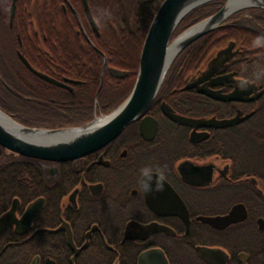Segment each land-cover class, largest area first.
<instances>
[{
    "label": "flooded vegetation",
    "instance_id": "flooded-vegetation-1",
    "mask_svg": "<svg viewBox=\"0 0 264 264\" xmlns=\"http://www.w3.org/2000/svg\"><path fill=\"white\" fill-rule=\"evenodd\" d=\"M164 1L39 0L42 59L37 66L27 61L64 87L29 69L19 48L17 58L36 80L25 75L19 80L24 95L18 94L0 66V108L27 119L20 124L28 128L47 130L82 127L110 114L108 101L124 96L128 72L109 68L93 39L106 36L110 25L139 36ZM220 26L264 38V10L240 11ZM69 48L82 51V69L72 63ZM88 49L103 59L96 91V80L76 76L93 71ZM239 51L232 41L190 68L175 62L180 54L149 112L83 157L54 162L6 150L0 264H264V152L255 162L252 146L264 77L238 68L233 60ZM9 56L0 46L8 72ZM108 75L113 82L104 88ZM237 118L232 126L208 124ZM238 204L247 211L244 221L222 230L202 221L225 216Z\"/></svg>",
    "mask_w": 264,
    "mask_h": 264
},
{
    "label": "water",
    "instance_id": "water-1",
    "mask_svg": "<svg viewBox=\"0 0 264 264\" xmlns=\"http://www.w3.org/2000/svg\"><path fill=\"white\" fill-rule=\"evenodd\" d=\"M17 1L13 0L11 7V24L15 19ZM215 1L225 2L219 12L173 40L176 30L190 13ZM247 9L264 10V0H165L145 38L134 88L119 107L106 116L95 118L88 125L60 130L28 128L0 109V146L16 155L54 162L74 160L103 148L129 124L149 112L173 62L186 48L218 28L232 15ZM176 44L178 48L173 52ZM21 59L39 77L64 87L36 72L26 58L21 56ZM239 121V118L223 122L211 120L208 124L227 127ZM39 207L38 203L32 210L37 211ZM246 217L245 206L238 204L225 216L202 218V221L222 230L244 221Z\"/></svg>",
    "mask_w": 264,
    "mask_h": 264
},
{
    "label": "trees",
    "instance_id": "trees-1",
    "mask_svg": "<svg viewBox=\"0 0 264 264\" xmlns=\"http://www.w3.org/2000/svg\"><path fill=\"white\" fill-rule=\"evenodd\" d=\"M12 3L13 0H3L2 2L0 1V46L5 51L6 49H8V52L10 53V56L7 58V62L9 61V59V62H11L9 65L10 72L5 71V64L2 63L5 62L6 59H0V66L4 69L2 76L3 79H6V81L12 80L14 84V91L18 94H23L21 88L22 83L19 80H22L25 75H29L30 79H33L32 81L36 79L33 75L30 74V72L26 71V67L19 61L15 52L19 48L22 49V52L24 53L30 64H32L33 66H37V64L42 59L40 41L42 40V35L44 34L42 27L43 22L39 8V0H18L16 4L14 27L13 29H10L9 16ZM224 3V1H215L197 8L185 18V20L176 30L177 33H175H182V31L184 32L189 29L188 27H191L215 15L217 12H219V10L222 9ZM152 21L146 24L144 30L139 34V36L127 37L124 33L114 32L116 28L113 25H110L108 27V31L110 32H108L106 36L104 35L102 36V38L94 37L93 39L96 47L105 54L109 68L114 67L120 69L121 71L128 72L126 75L127 77L122 80L126 83L125 92L123 94L124 96L122 98H119V100H109L108 102L110 104V109L108 112H112L117 107H119L128 98L133 90L139 71L142 48ZM75 25L76 29H78V22H75ZM233 28L234 27L231 28L225 26L216 28L215 30L208 33L204 37L191 44L188 48H186L175 62L181 60L188 62L187 68H190L191 64H193L192 62H197L198 60L199 62H201L207 55H209L211 51L226 46L228 43L231 44L232 41H234L236 42L240 50L233 60L238 68H240L242 72L245 75L247 74L248 76L250 68H252L253 72H255L254 76L256 78L264 77V73H261L264 72L263 36L259 33L249 30L248 32H244L243 34L241 31L245 29H237L233 31ZM18 35L21 36L23 42L22 47L19 44L17 38ZM48 38H51L50 40H53V37H51V35L48 36ZM78 44H80V41H78ZM88 51L90 53V67L93 68V71H90V75H86L83 73L84 71H80L76 74V76L79 78H90L93 79V81L96 80V83L94 85V90L96 91L100 80V72L101 66L103 64V59L102 57H100L99 53L96 50L88 49ZM68 53L71 57V60L74 61L72 63H74L75 67L82 69V62L86 61V59L82 58V51H80L79 49L70 50L69 48ZM245 64H247L248 66H246ZM112 79L113 77L110 75L105 78L106 82L104 88L107 85V81H112ZM116 82L118 83L119 81ZM31 84L35 83L32 82ZM32 86L37 87V85ZM5 94H7L9 98H11L10 95L12 94L9 91H5ZM93 97L94 95H92V99H90V102L88 103L93 105L94 109ZM20 104L21 103L15 104V106H19L15 107V110H17L18 108L20 109ZM261 107V111L256 118L257 120H259V122L258 124L254 125L252 133V146L255 162L257 161V158L259 157L261 152H264V100L261 102ZM3 111L10 115L7 109H3ZM13 119L19 123H24V120L27 121V119L22 117ZM91 120L92 118L89 119V121ZM34 121L37 122L38 119L33 120V122ZM5 159L6 149L0 146V174H5L7 172ZM28 167L32 175L38 173L37 168L34 165L30 164L28 165Z\"/></svg>",
    "mask_w": 264,
    "mask_h": 264
},
{
    "label": "bare ground",
    "instance_id": "bare-ground-1",
    "mask_svg": "<svg viewBox=\"0 0 264 264\" xmlns=\"http://www.w3.org/2000/svg\"><path fill=\"white\" fill-rule=\"evenodd\" d=\"M177 48H178V44H176V45L174 46V48H173L172 51L175 52Z\"/></svg>",
    "mask_w": 264,
    "mask_h": 264
},
{
    "label": "rangeland",
    "instance_id": "rangeland-1",
    "mask_svg": "<svg viewBox=\"0 0 264 264\" xmlns=\"http://www.w3.org/2000/svg\"><path fill=\"white\" fill-rule=\"evenodd\" d=\"M183 33H184V32H183ZM181 34H182V33H181ZM181 34H179V35H181ZM179 35H178V36H179ZM178 36H174L173 40L176 39ZM0 109H1V108H0Z\"/></svg>",
    "mask_w": 264,
    "mask_h": 264
}]
</instances>
